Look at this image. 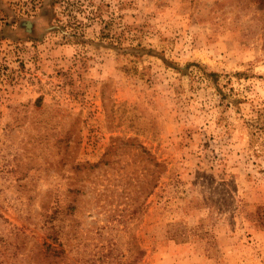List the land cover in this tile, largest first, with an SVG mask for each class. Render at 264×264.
I'll return each instance as SVG.
<instances>
[{
  "label": "rangeland",
  "instance_id": "374dc122",
  "mask_svg": "<svg viewBox=\"0 0 264 264\" xmlns=\"http://www.w3.org/2000/svg\"><path fill=\"white\" fill-rule=\"evenodd\" d=\"M0 264H264V0H0Z\"/></svg>",
  "mask_w": 264,
  "mask_h": 264
}]
</instances>
